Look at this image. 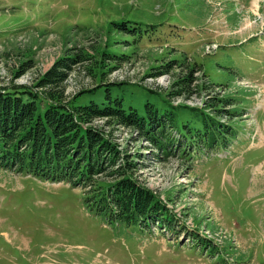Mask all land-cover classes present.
Segmentation results:
<instances>
[{"label": "rangeland", "instance_id": "374dc122", "mask_svg": "<svg viewBox=\"0 0 264 264\" xmlns=\"http://www.w3.org/2000/svg\"><path fill=\"white\" fill-rule=\"evenodd\" d=\"M238 1L0 0V88L44 91L54 61L80 53L63 100L84 89L71 107L157 111L156 142L116 120L90 126L175 215L127 224L89 208L86 188L0 167V264H264V33L240 40L264 30V0ZM194 85L211 112L171 104L197 98Z\"/></svg>", "mask_w": 264, "mask_h": 264}, {"label": "trees", "instance_id": "16d2710c", "mask_svg": "<svg viewBox=\"0 0 264 264\" xmlns=\"http://www.w3.org/2000/svg\"><path fill=\"white\" fill-rule=\"evenodd\" d=\"M78 58L81 54L77 52L57 58L37 79L38 87H47L44 91H32L28 86L0 88V167L86 188L83 201L101 216L120 218L127 224L151 220L171 227L174 215L155 191L138 181V162L126 152L122 156L104 129L88 124L97 117L106 118V124L116 120L144 129L146 137L156 142V137L145 130V123L155 130L160 125L157 111L149 110L146 119L134 109L126 113L94 102L71 107L68 103L84 90L69 101L63 100L67 96L64 86L72 74L77 81L73 69ZM32 66L31 60L21 63L15 76ZM195 71L190 66L183 69L175 85L190 89ZM194 89L199 90L196 85ZM44 100L49 105L42 109L39 102Z\"/></svg>", "mask_w": 264, "mask_h": 264}, {"label": "built area", "instance_id": "2783aa9c", "mask_svg": "<svg viewBox=\"0 0 264 264\" xmlns=\"http://www.w3.org/2000/svg\"><path fill=\"white\" fill-rule=\"evenodd\" d=\"M195 89L193 90V93L197 96V98L186 100V99L175 97L174 102L175 103H182L183 102V103L188 104V105H199V106L205 105L206 98L203 95H199L200 91L196 92Z\"/></svg>", "mask_w": 264, "mask_h": 264}, {"label": "crops", "instance_id": "0c3cea01", "mask_svg": "<svg viewBox=\"0 0 264 264\" xmlns=\"http://www.w3.org/2000/svg\"><path fill=\"white\" fill-rule=\"evenodd\" d=\"M202 1H204V0H202ZM254 1H256V0H254ZM238 0H233V3H234V5H237L238 4ZM249 36V35H248ZM248 36H245V37H243L242 39H240V40H244L245 38H247ZM240 40H238V41H240Z\"/></svg>", "mask_w": 264, "mask_h": 264}]
</instances>
